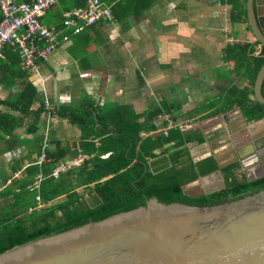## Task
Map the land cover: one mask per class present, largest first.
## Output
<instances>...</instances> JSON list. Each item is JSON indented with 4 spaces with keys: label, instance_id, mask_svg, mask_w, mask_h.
<instances>
[{
    "label": "crops",
    "instance_id": "1",
    "mask_svg": "<svg viewBox=\"0 0 264 264\" xmlns=\"http://www.w3.org/2000/svg\"><path fill=\"white\" fill-rule=\"evenodd\" d=\"M101 1L112 7L117 0ZM245 1L154 0L140 15H121L120 19L113 15L112 21L98 22L71 35L39 64L34 74L27 71L23 76L20 66L22 77L11 76L6 84L0 83V101L14 97L28 81L36 90L32 108L43 105L46 111L41 113L32 134L28 132L31 116L22 119L18 111L0 104V112L20 119L12 136L0 137V192L14 180L22 179L27 165L35 160L38 163L37 151L42 152L44 145L48 149L53 141L79 144L81 130L59 117L57 111L62 106L78 107L85 100L96 107L126 106L135 114L161 108L165 103L171 113L163 112L154 118L156 130L152 135L164 133L165 116L173 115L177 120L171 118L182 128L172 129L204 139L203 143L185 145L193 162L215 155L224 164L238 153L243 165L237 159L234 177L246 181L260 175L264 163L256 161L254 143L264 138V118L248 121L236 105L211 114L231 86L253 91L235 72V63L225 58L227 47L234 44L254 45L255 55L261 51L245 15L234 8L235 3L245 7ZM60 2L47 11L41 20L44 24L59 25L63 12ZM202 146L205 150L198 153ZM83 159L80 156L63 165L75 166ZM223 184L226 185L222 171L212 172L185 184L183 192L200 196L222 190Z\"/></svg>",
    "mask_w": 264,
    "mask_h": 264
},
{
    "label": "trees",
    "instance_id": "2",
    "mask_svg": "<svg viewBox=\"0 0 264 264\" xmlns=\"http://www.w3.org/2000/svg\"><path fill=\"white\" fill-rule=\"evenodd\" d=\"M153 1L117 0L111 9L117 19L121 15L137 16ZM60 3L63 11L87 5L86 0H61ZM234 8L241 10L247 19L244 5L235 3ZM255 44L259 45L257 41ZM248 46L251 47L248 49ZM2 53L0 83L6 84L11 76L12 79L22 77L18 69L20 57L9 46L4 47ZM254 53V45L246 43L228 46L225 55L235 63V72L252 87L264 63V48L261 47L258 55ZM26 72L23 70L22 75H27ZM23 84L19 93L0 104L18 111L22 119L31 116L28 132L34 134L39 117L46 110L43 105L32 108L36 90L28 81ZM252 92L248 87L231 86L218 109L211 114L236 105L248 121L263 118L264 104L251 100ZM163 112L171 113L165 103L161 108L140 114L126 106L96 107L87 100L75 108L60 107L57 115L81 130L79 144L50 142L45 160L31 162L23 170L22 179L14 180L0 192L3 200L0 202V254L39 238L145 206L153 197L163 204L178 202L205 206L264 189V177L251 182L238 181L234 177L236 166L231 164L221 169L226 182L223 190L200 196L185 194V184L214 172L217 164L211 156L197 162L191 159L185 145L193 141L203 143L200 135L181 132L178 128L169 130L166 135L162 132L152 135L156 130L153 120ZM189 115L191 118L192 114ZM19 126V118L0 112L1 138L12 136ZM40 154L37 151V156ZM159 155L166 156L150 162ZM80 156L84 157L81 163L60 172L57 177L52 175L58 166ZM80 189L82 192L78 191ZM84 195L89 196V203L83 199Z\"/></svg>",
    "mask_w": 264,
    "mask_h": 264
},
{
    "label": "water",
    "instance_id": "3",
    "mask_svg": "<svg viewBox=\"0 0 264 264\" xmlns=\"http://www.w3.org/2000/svg\"><path fill=\"white\" fill-rule=\"evenodd\" d=\"M245 7L248 26L264 48V0H246ZM253 100L264 104V63ZM254 147L256 161L264 163V138ZM236 155L224 164L214 155L213 173L237 159L243 165ZM262 177L264 169L246 181ZM0 264H264V189L205 206L153 197L145 206L7 250Z\"/></svg>",
    "mask_w": 264,
    "mask_h": 264
},
{
    "label": "built area",
    "instance_id": "4",
    "mask_svg": "<svg viewBox=\"0 0 264 264\" xmlns=\"http://www.w3.org/2000/svg\"><path fill=\"white\" fill-rule=\"evenodd\" d=\"M59 1L61 0H0V59L4 58L3 48L9 46L18 52L22 69L34 74L38 72L39 64L47 61L71 35L78 34L98 22H109L113 19L110 5L101 0H86L85 7L64 10L59 25L44 24L42 18ZM165 120V135L175 126L182 128L169 115L165 116ZM46 148L47 145H44L38 163L45 160ZM69 168L68 165H61L52 175L57 177L60 172ZM37 199L39 202V198Z\"/></svg>",
    "mask_w": 264,
    "mask_h": 264
},
{
    "label": "rangeland",
    "instance_id": "5",
    "mask_svg": "<svg viewBox=\"0 0 264 264\" xmlns=\"http://www.w3.org/2000/svg\"><path fill=\"white\" fill-rule=\"evenodd\" d=\"M244 1H245V0H244ZM204 150H205V147L202 146V147L200 148V150L198 151V153H201V152L204 151ZM57 168H59V166H58ZM57 168H56V169H57ZM56 169H55V170H56ZM55 170H54V171H55ZM54 171H53V172H54ZM188 194H194V191H188ZM85 200L89 203V196H88Z\"/></svg>",
    "mask_w": 264,
    "mask_h": 264
},
{
    "label": "flooded vegetation",
    "instance_id": "6",
    "mask_svg": "<svg viewBox=\"0 0 264 264\" xmlns=\"http://www.w3.org/2000/svg\"><path fill=\"white\" fill-rule=\"evenodd\" d=\"M237 168H235V170H236ZM244 181V180H243ZM221 191V190H220Z\"/></svg>",
    "mask_w": 264,
    "mask_h": 264
}]
</instances>
